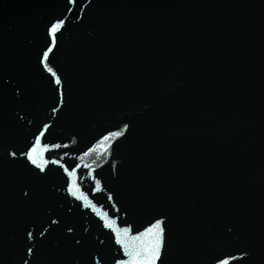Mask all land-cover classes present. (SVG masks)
I'll list each match as a JSON object with an SVG mask.
<instances>
[{
    "label": "water",
    "instance_id": "1",
    "mask_svg": "<svg viewBox=\"0 0 264 264\" xmlns=\"http://www.w3.org/2000/svg\"><path fill=\"white\" fill-rule=\"evenodd\" d=\"M0 264H264V0H0Z\"/></svg>",
    "mask_w": 264,
    "mask_h": 264
},
{
    "label": "snow or ice",
    "instance_id": "2",
    "mask_svg": "<svg viewBox=\"0 0 264 264\" xmlns=\"http://www.w3.org/2000/svg\"><path fill=\"white\" fill-rule=\"evenodd\" d=\"M53 31H55V29H53Z\"/></svg>",
    "mask_w": 264,
    "mask_h": 264
}]
</instances>
